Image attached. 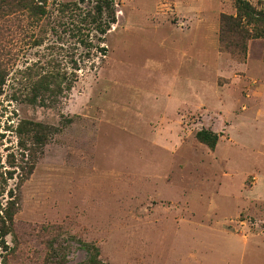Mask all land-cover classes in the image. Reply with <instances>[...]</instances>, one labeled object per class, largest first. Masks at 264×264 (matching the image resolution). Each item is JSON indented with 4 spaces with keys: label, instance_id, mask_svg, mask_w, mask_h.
<instances>
[{
    "label": "rangeland",
    "instance_id": "374dc122",
    "mask_svg": "<svg viewBox=\"0 0 264 264\" xmlns=\"http://www.w3.org/2000/svg\"><path fill=\"white\" fill-rule=\"evenodd\" d=\"M96 1L0 14V264H264V39L221 48L235 0H113L77 36Z\"/></svg>",
    "mask_w": 264,
    "mask_h": 264
},
{
    "label": "trees",
    "instance_id": "16d2710c",
    "mask_svg": "<svg viewBox=\"0 0 264 264\" xmlns=\"http://www.w3.org/2000/svg\"><path fill=\"white\" fill-rule=\"evenodd\" d=\"M84 1L80 0V3ZM13 9L25 10L32 17L38 16L40 19L49 13L46 9V0H0V14ZM76 9H78V4L75 3L64 5L61 10L75 12ZM235 9V14L221 15L219 43L223 50L239 59H246L248 42L254 39H264V8L259 9L248 0H235ZM80 20L79 25H75L77 34H79L77 36L87 37L83 31L92 29L100 37H104L117 21L114 1L97 0L92 9L84 13ZM80 42L85 43L84 39ZM1 75L2 73L0 77ZM56 76L58 77L57 74L50 73L49 76H43V80L53 81L52 78L58 79ZM1 84L3 81H0ZM55 85H59L58 82H55ZM19 129L21 131L26 129L32 135L34 143L47 142L49 129L40 123L23 122ZM196 136L211 149L217 145L219 138L217 134L204 129Z\"/></svg>",
    "mask_w": 264,
    "mask_h": 264
}]
</instances>
